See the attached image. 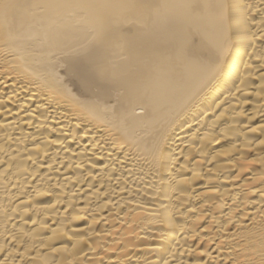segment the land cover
<instances>
[{
  "label": "bare ground",
  "instance_id": "bare-ground-1",
  "mask_svg": "<svg viewBox=\"0 0 264 264\" xmlns=\"http://www.w3.org/2000/svg\"><path fill=\"white\" fill-rule=\"evenodd\" d=\"M0 264H264V0H0Z\"/></svg>",
  "mask_w": 264,
  "mask_h": 264
}]
</instances>
